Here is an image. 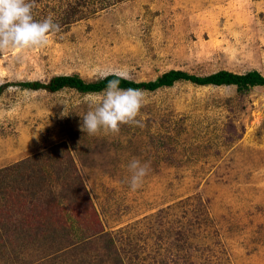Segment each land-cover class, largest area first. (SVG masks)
<instances>
[{
    "label": "rangeland",
    "instance_id": "374dc122",
    "mask_svg": "<svg viewBox=\"0 0 264 264\" xmlns=\"http://www.w3.org/2000/svg\"><path fill=\"white\" fill-rule=\"evenodd\" d=\"M35 3L60 30L0 56V84L264 75V0ZM104 90L0 92V264H264V85L139 88V125L90 136L86 98ZM133 158L150 166L135 191Z\"/></svg>",
    "mask_w": 264,
    "mask_h": 264
},
{
    "label": "clouds",
    "instance_id": "9594fccd",
    "mask_svg": "<svg viewBox=\"0 0 264 264\" xmlns=\"http://www.w3.org/2000/svg\"><path fill=\"white\" fill-rule=\"evenodd\" d=\"M35 6V0H0V56L12 49L23 51L46 46L49 33L60 30V25L54 23L51 16L35 21L32 16ZM109 75L116 78L108 81L101 97H87L89 110L80 114V130L90 136L101 130L105 134H117L123 124H140L136 117L143 106L142 91L120 87L121 80L129 78L123 70L110 72ZM149 167V164H142L139 159L133 158L129 162V185L132 191L142 186Z\"/></svg>",
    "mask_w": 264,
    "mask_h": 264
},
{
    "label": "trees",
    "instance_id": "16d2710c",
    "mask_svg": "<svg viewBox=\"0 0 264 264\" xmlns=\"http://www.w3.org/2000/svg\"><path fill=\"white\" fill-rule=\"evenodd\" d=\"M115 78V76L107 74L97 80L87 81L77 74H59L51 77L48 82H42L40 80L5 82L0 84V92L9 85L14 84L19 85L23 88L45 89L51 92H55L66 87L74 88L84 93L99 92L106 88L109 80ZM177 80H188L199 85H235L237 90L243 94L248 91L251 87L264 85V75H262L258 70H250L245 73H236L233 71L222 69L211 74L201 76L189 73L181 69H170L168 71L163 72L154 80L135 81L129 78L121 80L120 87L123 89L143 88L148 90H155L159 87L171 86ZM68 187H70L69 183L65 185V188ZM63 201L65 202L64 195L62 192L60 205Z\"/></svg>",
    "mask_w": 264,
    "mask_h": 264
}]
</instances>
